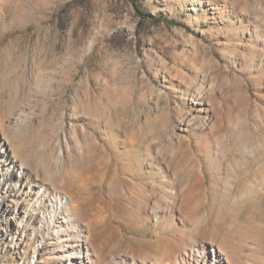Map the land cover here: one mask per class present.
<instances>
[{"label": "rangeland", "instance_id": "374dc122", "mask_svg": "<svg viewBox=\"0 0 264 264\" xmlns=\"http://www.w3.org/2000/svg\"><path fill=\"white\" fill-rule=\"evenodd\" d=\"M4 142L71 209L0 175V264H181L196 225L264 264V0H0Z\"/></svg>", "mask_w": 264, "mask_h": 264}, {"label": "bare ground", "instance_id": "6f19581e", "mask_svg": "<svg viewBox=\"0 0 264 264\" xmlns=\"http://www.w3.org/2000/svg\"><path fill=\"white\" fill-rule=\"evenodd\" d=\"M200 107L203 110L205 109L204 102H200ZM1 130L4 133H8V129L4 126L1 127ZM6 136H9V133L6 134ZM6 142H4L3 147L0 150L1 152L0 154L3 159L2 161H4V162L0 161V175L4 178L5 182H10V181H13V179H17L13 186L14 189L23 190L26 187L27 189L26 195L33 196L36 199L37 197L39 198V196H40V199H43V200L47 199L48 201L47 208L45 209L44 212H40V215H38L39 217L36 216V218L39 221L38 231L39 232L46 231V232H49V234L51 233L56 234L57 232H59L58 227H61L60 225H62L60 215L61 216L62 214L68 215L67 212H70L71 203H70L69 197H67L66 195L65 196L61 195L59 196L60 198L58 196L55 197V194L52 195V193H50L48 189L42 187L43 185L41 184L43 182L39 183L36 179H28L26 175L24 176L23 167L17 163L16 157L9 150L10 148H12L13 150L15 149L13 143L7 142L8 144H10L9 145L10 148H8V146L5 145ZM167 158H165L164 160L169 159ZM2 163L4 164L2 165ZM167 165L168 166L170 165L169 162H167ZM16 176H19L20 178L18 179L16 178ZM177 182H178V185H177ZM189 184H190V179L186 175L181 178L179 177L178 179H176L177 187L173 192L174 202L179 201V199L184 195L186 198ZM38 185L41 187L40 192L35 191L36 190L35 187H37ZM187 200L189 199L187 198L184 201L187 202ZM13 212L19 215V213L23 212V208L20 210V207L15 206ZM196 226H197L196 230L194 229L193 231L196 234H199L201 237L193 239L188 236L187 237L185 236L184 238L181 234L176 235L177 237H176V242L174 246L177 247V252L178 251L180 252L177 257H178V260L181 262V264H231L228 258L229 254L226 253L224 248L219 246L221 242L219 243V245L218 243L216 244L214 242L217 239L215 235L216 233L214 234V232H212L211 230L208 231V229H205L200 225H196ZM218 240L216 241L218 242ZM223 243L221 245L224 246ZM42 247H44V245H42ZM70 256L76 257L77 259L76 261L71 260L70 262H66V264H69V263L91 264L88 249L85 247V245H81V246L79 245L78 248L74 250V252H72L71 255H69V257ZM151 264H155V263H151Z\"/></svg>", "mask_w": 264, "mask_h": 264}]
</instances>
